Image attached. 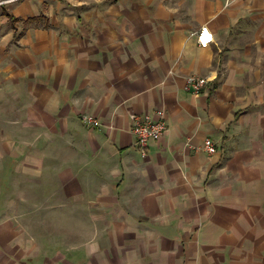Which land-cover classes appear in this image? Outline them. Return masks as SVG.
Listing matches in <instances>:
<instances>
[{"label":"crops","instance_id":"0c3cea01","mask_svg":"<svg viewBox=\"0 0 264 264\" xmlns=\"http://www.w3.org/2000/svg\"><path fill=\"white\" fill-rule=\"evenodd\" d=\"M0 264H264V0H0Z\"/></svg>","mask_w":264,"mask_h":264},{"label":"built area","instance_id":"2783aa9c","mask_svg":"<svg viewBox=\"0 0 264 264\" xmlns=\"http://www.w3.org/2000/svg\"><path fill=\"white\" fill-rule=\"evenodd\" d=\"M214 41V35L207 25H202L197 34V42L200 46H207ZM209 79L207 77L189 75L186 79V88L192 90L195 94H199L207 85ZM81 120L88 126L100 129L101 122L94 115L83 114ZM168 124L165 119L164 110H156L151 113L138 115L134 118L132 132L136 136L137 145L142 151L149 146L152 140L160 139L167 131ZM204 149L208 153H215L217 146L211 138L204 141Z\"/></svg>","mask_w":264,"mask_h":264},{"label":"trees","instance_id":"16d2710c","mask_svg":"<svg viewBox=\"0 0 264 264\" xmlns=\"http://www.w3.org/2000/svg\"><path fill=\"white\" fill-rule=\"evenodd\" d=\"M11 18L12 24L15 26L16 23L20 20L11 13L8 14ZM25 23H32V22H43V24H47V18L44 15L35 16V17H28L27 19L23 20Z\"/></svg>","mask_w":264,"mask_h":264}]
</instances>
